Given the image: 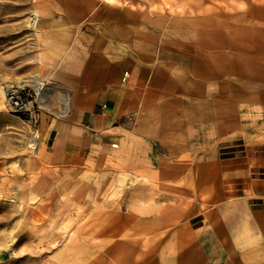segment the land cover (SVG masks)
<instances>
[{"label":"crops","instance_id":"crops-1","mask_svg":"<svg viewBox=\"0 0 264 264\" xmlns=\"http://www.w3.org/2000/svg\"><path fill=\"white\" fill-rule=\"evenodd\" d=\"M97 20L109 21L90 19L49 66L70 108L38 129L44 164L89 163L93 173L104 164L121 175L119 210L110 214L119 224L104 228L119 242L89 264H264V135L250 114L264 95H245L230 79L186 83L191 71L141 44L127 19L98 32Z\"/></svg>","mask_w":264,"mask_h":264},{"label":"rangeland","instance_id":"rangeland-1","mask_svg":"<svg viewBox=\"0 0 264 264\" xmlns=\"http://www.w3.org/2000/svg\"><path fill=\"white\" fill-rule=\"evenodd\" d=\"M263 4L264 0H0V264L102 263L104 244L120 239V234L104 231L105 225L119 224L110 215L120 206L119 170L103 164L93 173L89 163L69 170L44 164L39 125L61 116L42 108L33 127L24 115L7 108L6 88L26 80L34 90L30 78L36 74L46 87L64 89L57 73L48 72L49 66L55 68L76 34L90 26V19L103 16L109 21H94L92 29L111 31L116 22L127 19L129 33H138L141 44L160 51L178 71H191L186 83L200 76L216 83L230 79L241 93L261 98ZM51 18H65L67 26L44 31L41 24ZM263 112L264 101L262 110L255 106L250 111L258 136L264 135L259 127ZM33 139L34 150L28 147ZM113 161L115 157L108 159L107 166Z\"/></svg>","mask_w":264,"mask_h":264},{"label":"built area","instance_id":"built-area-1","mask_svg":"<svg viewBox=\"0 0 264 264\" xmlns=\"http://www.w3.org/2000/svg\"><path fill=\"white\" fill-rule=\"evenodd\" d=\"M35 25V21H31ZM44 97V96H42ZM41 98L28 84L10 86L5 91L7 108L18 115H24L33 127L37 126L41 106Z\"/></svg>","mask_w":264,"mask_h":264},{"label":"bare ground","instance_id":"bare-ground-1","mask_svg":"<svg viewBox=\"0 0 264 264\" xmlns=\"http://www.w3.org/2000/svg\"><path fill=\"white\" fill-rule=\"evenodd\" d=\"M264 5V4H263ZM262 5V6H263ZM260 6V5H259ZM164 8V7H163ZM158 9V8H157ZM255 9V8H254ZM159 10V9H158ZM188 10V9H187ZM252 10V9H251ZM186 11V10H185ZM249 12V9H248ZM256 13V12H255ZM252 14V13H251ZM157 15V14H156ZM253 17V16H252ZM35 18V16L33 17ZM255 20V19H254ZM260 20V19H259ZM257 22V21H256ZM31 24V21H30ZM30 28V27H29ZM252 28V27H251ZM256 28V27H255ZM264 28V27H263ZM263 30V29H262ZM256 31V29H255ZM36 32V31H35ZM264 32V30H263ZM39 33V32H36ZM258 33V32H257ZM255 34V33H254ZM263 35V34H262ZM261 35V36H262ZM253 36V35H251ZM264 37V35H263ZM36 75V74H35ZM35 75L31 76L30 78V82L32 87L34 88V90L37 92V94L39 95V97L41 98V106L44 109L47 110H51L50 112L55 113L58 116H64L68 113L69 108H70V104H69V95L67 90L65 89H54L51 87H46L45 84L43 83L42 80H36ZM13 80V79H12ZM28 81L26 80H21L19 83V85H23L25 83H27ZM30 84V83H29ZM4 96H5V91L3 92ZM44 96V97H42ZM55 109V110H53ZM33 130V134H34V138H38V132L36 129H32ZM28 147H30V149L32 148L33 150L36 149V140H32L28 142ZM119 173V172H118ZM120 174V173H119ZM118 176V174L116 175ZM121 176V175H120ZM123 176V175H122ZM120 178V177H119ZM118 180V178H117ZM118 183V182H117ZM116 183V184H117ZM118 185V184H117ZM122 185V184H121Z\"/></svg>","mask_w":264,"mask_h":264}]
</instances>
